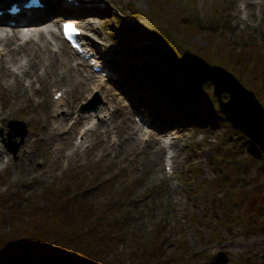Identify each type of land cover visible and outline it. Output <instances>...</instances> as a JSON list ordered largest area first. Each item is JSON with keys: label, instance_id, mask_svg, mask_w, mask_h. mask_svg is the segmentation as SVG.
<instances>
[{"label": "rangeland", "instance_id": "obj_1", "mask_svg": "<svg viewBox=\"0 0 264 264\" xmlns=\"http://www.w3.org/2000/svg\"><path fill=\"white\" fill-rule=\"evenodd\" d=\"M77 1L78 8L62 7L63 14L56 10L47 21L53 20L56 31V22L76 15L92 37V55L101 48L100 57L119 75L109 80L104 73L94 75L63 43L57 58L64 68L72 67L71 74L61 76L55 66L41 77V69L39 82L28 90L29 80L23 79L15 96L6 86L13 82L10 74L5 78V68L11 73L9 59H0L1 240L14 230L20 242L25 237L52 241L58 247L56 262L77 264L61 239L70 240L67 224L61 223L70 211L90 209L105 212L97 234L116 233L110 220H122L126 227L122 238L91 241L94 247L104 245L105 264H264V156L215 113L211 84L197 86L198 79L188 73L189 60L181 58L191 53L223 67L264 107V84L252 80L264 77V0ZM139 68L165 76L164 83L177 90L170 104L183 102L186 89L200 101L208 99V105L200 103L194 115L183 113L167 124L162 108L144 104V79L137 87L134 79L127 80ZM89 75L98 78L84 80ZM57 92L65 97L58 114ZM96 98L102 101L100 111L110 114L96 120L85 139L78 111L96 105ZM203 106L208 109L200 112ZM201 116H212V125L203 127ZM142 117L149 122L142 123ZM108 126L113 129L106 134ZM23 133L13 158L4 144L15 147ZM61 202L70 203L67 214L44 212L47 203Z\"/></svg>", "mask_w": 264, "mask_h": 264}, {"label": "trees", "instance_id": "obj_2", "mask_svg": "<svg viewBox=\"0 0 264 264\" xmlns=\"http://www.w3.org/2000/svg\"><path fill=\"white\" fill-rule=\"evenodd\" d=\"M125 39L127 41V38ZM207 52L214 55V50L211 48L209 49V47L207 48ZM239 52L240 51H238V53ZM223 57L225 58V56ZM232 62L233 64H235L234 60ZM256 62L258 63V61ZM132 68L134 67H131L130 70ZM155 77H157L156 73L154 74L150 70L139 68L138 71H131L130 79L127 80L129 81L131 79H134L133 82H136L134 87H137L139 86V78L144 79V91L146 90L145 93L147 92L146 94L149 95V99L147 98V100L144 101L146 102L144 104L148 105L149 107L154 105L155 107L162 108L163 111H165V113H167L169 116L167 124H170L172 121L176 120L178 122L179 118H183L185 115H189V113H191V115H194L198 111L195 110V106L200 103H202V105H208V99L205 101L204 99L203 101H200L198 97L194 96L189 90L185 89L181 92L180 96L181 99L184 98L183 102L179 101L176 105L173 104V107L170 106L169 98L175 97L177 95V90H172L170 87H167V85L164 83V79H166L165 76H163V79H161L160 77ZM252 80H260L259 85L264 84V77L259 78L254 76ZM129 82L131 83V81ZM207 107L208 106H205L204 108L203 106V109L200 112H204L205 109H208ZM183 113H185V115ZM215 113L217 115L219 114L217 111ZM211 117L201 116L199 118L201 123L203 124V127L212 125ZM43 199L45 200L46 197L43 196ZM69 205H67L65 202H61L59 204L47 203L44 212L48 213L49 211H52L53 213H58L59 215H65L67 214V208L69 207ZM92 213L93 212L90 209L84 210L83 212L70 211L68 220L64 222V224L63 222L61 223V226L67 224L70 233V240L69 238L61 239L66 242L64 245L65 247H70L73 249L72 258L69 259H73L77 264H105L103 263V259L101 258V253H103L105 249L104 245L96 243L94 247L91 244L92 240H100L104 236H106L105 233H96V229L103 225L105 212L96 211L93 214ZM79 217H81L82 220L78 222ZM91 219H93L92 224H90ZM109 224L115 227L116 233H108L106 237L119 239L125 235L126 227L122 220L120 222H118V219L116 222L110 220ZM15 231L17 232V230ZM60 232L62 231L59 230V233ZM12 234L13 236H10V238L5 241H2V238H0V264H64L61 261H55L53 252H55L58 247L52 246L54 242L39 238L28 239V237H25V239H23L24 241L20 242L21 239L16 238L17 234H15L14 230H12ZM111 235H113V237Z\"/></svg>", "mask_w": 264, "mask_h": 264}, {"label": "bare ground", "instance_id": "obj_3", "mask_svg": "<svg viewBox=\"0 0 264 264\" xmlns=\"http://www.w3.org/2000/svg\"><path fill=\"white\" fill-rule=\"evenodd\" d=\"M20 0H0V10H4L5 7L8 4L11 3H18ZM49 7L53 5V3L56 4L55 12L63 14L64 11L62 10L63 5L65 7H72L73 9H76L80 6L79 2L77 5H74V3H66V1L63 4V0H43ZM76 0H74L75 2ZM40 10H33V13H39ZM71 17H74L76 15H70ZM20 19L18 16L17 17H10L6 13L2 15L0 18V59L6 57L9 59L7 61L9 67H10V72L8 69L5 68V78L10 74L13 78L12 84H7V88L13 91V94L16 96V93L18 91H21V84L22 80H29L27 84V89L31 90L35 82H39L40 80V75H38V71L43 69L41 73V77H45L48 74V70L53 68L55 66L59 67L60 70V75L63 76L65 73L71 74V68H64L63 67V61L61 59H58V54L60 53V49L63 46V43L60 41L59 36L57 32L53 29L52 27V21L49 20L46 22H43L39 24V26L36 25V23H29L27 22L25 25H21L23 23H19V28H13L10 25H8V21H15L16 23ZM75 19V18H71ZM57 20H55L56 22ZM91 22V21H90ZM82 28L85 30L87 29V26L84 24H81ZM51 27V31H47L48 28ZM5 33V34H4ZM85 36H91L90 34H87L86 32H83ZM19 42L16 46L12 47L15 42ZM82 45L84 46V50L88 53L90 49L88 48L89 42L87 40H84L82 42ZM23 55V58L20 59V61H17V56ZM26 58V59H24ZM54 60V61H52ZM108 59H103V67L105 71L107 72L106 75L108 78H113L114 77V72L109 68L108 66ZM24 63L26 64L24 67ZM56 63V65H55ZM98 63V62H97ZM90 65V64H89ZM91 66V65H90ZM24 67V69H22ZM92 67V66H91ZM103 71V72H105ZM74 72L76 73V79L79 76V72L77 69H74ZM51 75H54V72L51 71ZM88 78H85L84 80L87 79H93L97 78L98 76L94 75H89L87 76ZM79 79H83L79 77ZM102 81V79H100ZM80 83L83 82V80H79ZM11 86H13L11 88ZM96 89L93 88V91ZM98 91V90H96ZM22 96L19 97L20 99L25 95L24 92H21ZM20 94V95H21ZM56 93H54L55 95ZM61 97L58 98L55 101V106L54 108L57 111V109H60L62 106V102H64L65 97L63 96V93H61ZM14 96V98H15ZM101 108L99 111L85 114L82 117L79 115L80 118L85 120V124L83 127V130L80 134L85 136V139L89 136L88 132H93L95 129V121L96 120H102V119H107L108 114L110 113H102ZM9 111V109H8ZM1 113L3 111L1 110ZM57 114L59 111L56 112ZM146 118V119H145ZM142 118L141 122H149V119L147 117ZM65 121L62 120L59 125H56L54 128H52L55 131H58L60 127H62L63 123ZM113 127L108 126V129L105 130V133L107 134L108 132H111ZM138 132L139 130L136 129ZM152 137L151 135L148 136L147 139ZM77 143V140H76ZM156 143V142H155ZM170 142H166V145L169 144ZM172 144V143H171ZM169 144L168 146H165V148H169L171 145ZM76 145V144H75ZM78 146V145H77ZM170 149V148H169ZM60 147L57 149H54V155L55 158L57 156H60ZM62 157V155H61Z\"/></svg>", "mask_w": 264, "mask_h": 264}, {"label": "water", "instance_id": "obj_4", "mask_svg": "<svg viewBox=\"0 0 264 264\" xmlns=\"http://www.w3.org/2000/svg\"><path fill=\"white\" fill-rule=\"evenodd\" d=\"M189 60L188 73L194 75L199 83L198 85L210 82L213 84L218 111L221 116L231 124V126L241 132L248 140L256 144L259 151L264 156V108L256 99L254 93L245 89L238 80L231 74L219 67L209 66L203 59L196 57L191 53H184L183 59ZM192 66V67H191ZM217 68V69H216ZM192 87H196L192 82H188ZM228 96L227 101L221 100V95ZM101 101L96 105L85 109L82 107L80 113L96 112ZM25 133L20 136V142L11 147L10 144H4L7 151L16 158L19 146L22 144Z\"/></svg>", "mask_w": 264, "mask_h": 264}, {"label": "snow or ice", "instance_id": "obj_5", "mask_svg": "<svg viewBox=\"0 0 264 264\" xmlns=\"http://www.w3.org/2000/svg\"><path fill=\"white\" fill-rule=\"evenodd\" d=\"M69 30H74V29H71V26H69Z\"/></svg>", "mask_w": 264, "mask_h": 264}]
</instances>
